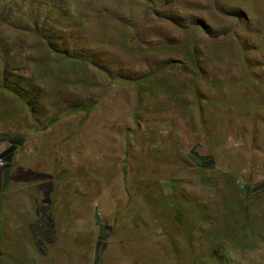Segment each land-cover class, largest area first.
I'll list each match as a JSON object with an SVG mask.
<instances>
[{
  "label": "rangeland",
  "instance_id": "1",
  "mask_svg": "<svg viewBox=\"0 0 264 264\" xmlns=\"http://www.w3.org/2000/svg\"><path fill=\"white\" fill-rule=\"evenodd\" d=\"M0 153V264H264V0H0Z\"/></svg>",
  "mask_w": 264,
  "mask_h": 264
},
{
  "label": "clouds",
  "instance_id": "2",
  "mask_svg": "<svg viewBox=\"0 0 264 264\" xmlns=\"http://www.w3.org/2000/svg\"><path fill=\"white\" fill-rule=\"evenodd\" d=\"M223 251L233 261H240V251L238 248L233 246H223Z\"/></svg>",
  "mask_w": 264,
  "mask_h": 264
},
{
  "label": "crops",
  "instance_id": "3",
  "mask_svg": "<svg viewBox=\"0 0 264 264\" xmlns=\"http://www.w3.org/2000/svg\"><path fill=\"white\" fill-rule=\"evenodd\" d=\"M14 169H15V171H16V170L18 169V167H17V168L15 167ZM21 170H22V172H29L28 178H33L32 173H33V172H36L35 169H34V168H31V167H29V168H24V167H23V168H21ZM21 170H20V171H21ZM17 171L20 172L19 170H17ZM30 173H31V174H30Z\"/></svg>",
  "mask_w": 264,
  "mask_h": 264
},
{
  "label": "built area",
  "instance_id": "4",
  "mask_svg": "<svg viewBox=\"0 0 264 264\" xmlns=\"http://www.w3.org/2000/svg\"><path fill=\"white\" fill-rule=\"evenodd\" d=\"M0 165L1 166L5 165V161L3 160L1 153H0Z\"/></svg>",
  "mask_w": 264,
  "mask_h": 264
},
{
  "label": "trees",
  "instance_id": "5",
  "mask_svg": "<svg viewBox=\"0 0 264 264\" xmlns=\"http://www.w3.org/2000/svg\"><path fill=\"white\" fill-rule=\"evenodd\" d=\"M87 109H88V106H87ZM87 109H86V110H87Z\"/></svg>",
  "mask_w": 264,
  "mask_h": 264
}]
</instances>
